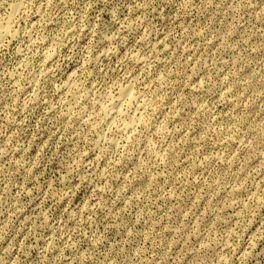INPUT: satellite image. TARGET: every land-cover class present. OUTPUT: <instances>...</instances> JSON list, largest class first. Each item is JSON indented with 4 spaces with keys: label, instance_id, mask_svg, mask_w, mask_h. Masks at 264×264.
Returning a JSON list of instances; mask_svg holds the SVG:
<instances>
[{
    "label": "rangeland",
    "instance_id": "obj_1",
    "mask_svg": "<svg viewBox=\"0 0 264 264\" xmlns=\"http://www.w3.org/2000/svg\"><path fill=\"white\" fill-rule=\"evenodd\" d=\"M0 30V264H264V0H0Z\"/></svg>",
    "mask_w": 264,
    "mask_h": 264
},
{
    "label": "bare ground",
    "instance_id": "obj_2",
    "mask_svg": "<svg viewBox=\"0 0 264 264\" xmlns=\"http://www.w3.org/2000/svg\"><path fill=\"white\" fill-rule=\"evenodd\" d=\"M1 29H2V27H1ZM1 31V30H0ZM5 32V31H4ZM2 37V36H1ZM130 91V90H129ZM124 92H127V91H123V93L122 94H125ZM121 94V95H122ZM128 93H126V95H127ZM131 96V95H130ZM123 97V96H122ZM124 98V97H123ZM126 98H128L127 96H126ZM130 98V97H129ZM131 99V98H130ZM128 100V99H127Z\"/></svg>",
    "mask_w": 264,
    "mask_h": 264
}]
</instances>
